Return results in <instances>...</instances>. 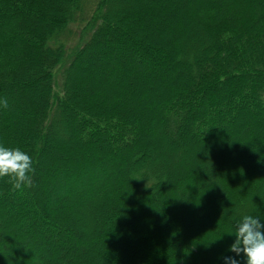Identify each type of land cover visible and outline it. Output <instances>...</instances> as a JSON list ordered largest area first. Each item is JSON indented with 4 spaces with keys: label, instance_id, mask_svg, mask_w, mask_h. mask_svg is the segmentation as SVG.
Masks as SVG:
<instances>
[{
    "label": "trees",
    "instance_id": "trees-1",
    "mask_svg": "<svg viewBox=\"0 0 264 264\" xmlns=\"http://www.w3.org/2000/svg\"><path fill=\"white\" fill-rule=\"evenodd\" d=\"M86 1L0 0V145L34 167L0 178L1 263L246 264L230 233L264 224V0ZM185 145L212 146L206 166Z\"/></svg>",
    "mask_w": 264,
    "mask_h": 264
},
{
    "label": "clouds",
    "instance_id": "clouds-1",
    "mask_svg": "<svg viewBox=\"0 0 264 264\" xmlns=\"http://www.w3.org/2000/svg\"><path fill=\"white\" fill-rule=\"evenodd\" d=\"M4 108H8L7 99L0 100ZM34 172L32 158L19 148L0 145V178L8 177L14 190L30 186ZM234 242L229 250L237 256L246 257V264H264V224L259 217L244 215L236 222ZM226 264H239L233 257H225Z\"/></svg>",
    "mask_w": 264,
    "mask_h": 264
},
{
    "label": "rangeland",
    "instance_id": "rangeland-1",
    "mask_svg": "<svg viewBox=\"0 0 264 264\" xmlns=\"http://www.w3.org/2000/svg\"><path fill=\"white\" fill-rule=\"evenodd\" d=\"M96 1L97 0H89V1H86V3H89V7L92 9L94 7ZM197 1L200 4H206V3H209V2H212V1H217V3H221L223 0H197ZM85 25H86V22L85 21L81 25L78 24V23L72 24L71 25L72 27H71L70 32L69 31L66 32V35H65V37H66L65 44H66V47H67L68 50H70V49H72L74 47L78 48L79 46H83L85 44V42H86V40H87V38L89 36V32H90L88 29H87L86 32L83 31ZM182 26H183V23H182ZM67 65H68V62L65 61L64 66H67ZM153 72L154 73H160V72H157L155 70ZM86 78L89 79V77H87V76H86ZM96 81L98 82L99 80H96ZM113 83H110V84L107 83V84H108V86L109 85H112L113 86ZM60 85H61V77H60V71H58V73L56 75V79H55V89L57 91H59ZM18 103H21V101H18ZM149 105L152 106L151 103ZM219 110H220V112L222 111L221 110V107L219 108ZM67 143H68V141L65 142V144H67ZM164 143H165V146L168 149L174 148L176 151H179L180 150V148H179L180 146L179 145L174 146L168 139H165L164 140ZM120 145H122V144H120ZM185 147L188 150V153H192L194 151L202 150L204 152V154H205V156H206L207 159L204 158L203 161H201L200 163L202 164V166H206V164L208 163V158L210 157V155L212 153V149H213L212 146H200V145H192V146H189V145H185ZM229 177H230V175H229ZM253 185L254 184L251 183L250 186L252 187ZM86 194L87 193L84 192V197L86 196ZM56 204H54V205L50 204L49 208L56 207ZM260 216H262L261 213H260ZM10 229L12 231H16L15 228H10ZM0 233L1 234H4V231H3V229H2L1 226H0ZM5 238H7V235H5ZM70 239L72 241L75 240L73 237H71ZM75 242H77V241H75ZM18 247H19V245L18 246L13 245L12 248H11V250L8 252V254L10 255V254H12V252L15 253L14 249H17ZM26 256H27V254H21V255L18 254L17 255V260H20L19 258H24ZM0 264H3V263H1V261H0Z\"/></svg>",
    "mask_w": 264,
    "mask_h": 264
}]
</instances>
